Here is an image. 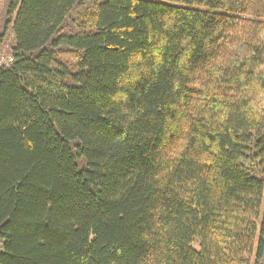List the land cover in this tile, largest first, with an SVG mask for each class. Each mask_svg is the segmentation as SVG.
I'll return each instance as SVG.
<instances>
[{
    "label": "trees",
    "instance_id": "trees-1",
    "mask_svg": "<svg viewBox=\"0 0 264 264\" xmlns=\"http://www.w3.org/2000/svg\"><path fill=\"white\" fill-rule=\"evenodd\" d=\"M0 264H264V0H7Z\"/></svg>",
    "mask_w": 264,
    "mask_h": 264
},
{
    "label": "rangeland",
    "instance_id": "rangeland-1",
    "mask_svg": "<svg viewBox=\"0 0 264 264\" xmlns=\"http://www.w3.org/2000/svg\"><path fill=\"white\" fill-rule=\"evenodd\" d=\"M7 0H0V14L6 5ZM13 46V37L10 33V30L7 32L4 42L1 45L0 48V61L1 59L5 60L6 57L10 54V50Z\"/></svg>",
    "mask_w": 264,
    "mask_h": 264
},
{
    "label": "built area",
    "instance_id": "built-area-1",
    "mask_svg": "<svg viewBox=\"0 0 264 264\" xmlns=\"http://www.w3.org/2000/svg\"><path fill=\"white\" fill-rule=\"evenodd\" d=\"M11 64H12V57L10 54L8 55V57H6L5 60L1 59L0 61V66H3V67H8ZM1 248H2V243L0 242V251H1Z\"/></svg>",
    "mask_w": 264,
    "mask_h": 264
}]
</instances>
